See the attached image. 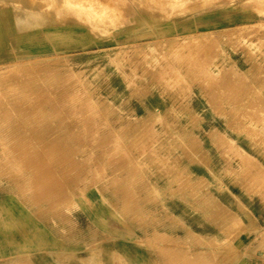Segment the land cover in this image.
<instances>
[{
  "label": "rangeland",
  "instance_id": "374dc122",
  "mask_svg": "<svg viewBox=\"0 0 264 264\" xmlns=\"http://www.w3.org/2000/svg\"><path fill=\"white\" fill-rule=\"evenodd\" d=\"M197 1L181 7L207 5ZM165 6L151 0L148 7ZM242 6L258 18L227 30L75 57L15 45L0 51V185L35 205L53 199V208L65 211L74 200L77 210L90 188L117 196L123 190L134 228L174 231L171 241L150 240L161 243V253L175 250L169 264L243 258L235 239L254 230L243 219L250 222L249 207L257 204L264 212V6ZM256 241L261 254L253 263L264 264V229ZM89 244L88 253L99 242Z\"/></svg>",
  "mask_w": 264,
  "mask_h": 264
},
{
  "label": "crops",
  "instance_id": "0c3cea01",
  "mask_svg": "<svg viewBox=\"0 0 264 264\" xmlns=\"http://www.w3.org/2000/svg\"><path fill=\"white\" fill-rule=\"evenodd\" d=\"M67 1L65 4L64 0H0V51L15 45L33 55L84 56L163 36L247 24L259 16L253 8L242 6L245 0L224 4L207 0L208 7L196 11L174 8L165 0L163 8H149L151 0ZM96 13L99 17H92ZM129 13L132 15L127 18L124 14ZM201 171L207 173L203 168ZM56 184L57 192L58 185L62 191V184ZM109 191L90 188L86 198L76 200L77 210L74 200L71 210L65 211L63 207L53 208V199H41V204L35 205L19 190L0 185V264H88L92 259L95 264H169L174 260L175 250L172 255L169 250L161 253V243L150 241L155 237L171 241L172 228L155 234L134 228L135 220L123 200L124 191L119 196ZM167 205L175 210L174 200L167 199ZM260 207H249L252 218L250 222L243 219V223L254 230L242 232L235 239L233 250L243 258L231 264H254L261 254L256 241L264 229V212L261 214ZM194 226L197 232L208 233L199 225ZM91 242L99 244L88 253L87 245ZM244 255H248L247 259Z\"/></svg>",
  "mask_w": 264,
  "mask_h": 264
},
{
  "label": "bare ground",
  "instance_id": "6f19581e",
  "mask_svg": "<svg viewBox=\"0 0 264 264\" xmlns=\"http://www.w3.org/2000/svg\"><path fill=\"white\" fill-rule=\"evenodd\" d=\"M54 1V0H53ZM67 1V0H66ZM192 1H196V0H173V2L171 3V5L174 7V8H177V7H181V6H185L187 3H188V5H190L189 3H191ZM198 1H200V3H202V1H204V2H206L205 0H198ZM197 1V2H198ZM213 1V0H212ZM211 1V2H212ZM169 2V1H168ZM170 2H171V0H170ZM209 2V1H208ZM217 2V1H216ZM52 3V2H51ZM61 3V2H60ZM64 3L66 4V2H65V0H64ZM67 3H68V1H67ZM74 3V2H73ZM80 3V2H79ZM79 3H77L78 5H80L81 6V3L79 4ZM119 3V2H118ZM126 3V2H125ZM194 3V2H193ZM199 3V2H198ZM207 3V2H206ZM210 3V2H209ZM48 4V3H47ZM50 4V3H49ZM76 4V3H75ZM115 4V3H114ZM205 4V3H204ZM203 4V5H204ZM213 4V3H212ZM217 4V3H216ZM260 4L262 5V6H264V0H260ZM63 5V4H62ZM131 5V4H130ZM187 5V6H188ZM198 5H200V4H198ZM197 4L196 5H194L195 7L196 6H198ZM202 5V4H201ZM200 5V6H201ZM202 5V6H203ZM50 6V5H49ZM67 6V5H66ZM73 6V5H72ZM193 5H192V7H189L188 6V8H193L194 7ZM200 6H198L197 8L199 9V7ZM205 6H207V5H205ZM205 6H204V8H205ZM262 6H260V7H262ZM56 7H57V5H56ZM63 7V6H62ZM123 7H125V6H123ZM160 7V6H159ZM173 7H171V8H173ZM208 7V6H207ZM210 7V6H209ZM211 7H213V6H211ZM210 7V8H211ZM47 8V7H46ZM66 8V7H65ZM186 9H188L187 7H185ZM203 8V7H202ZM122 9V8H121ZM200 9H201V7H200ZM57 10H59V8L58 9H56V11ZM129 10V9H128ZM173 10V9H172ZM22 11V10H21ZM26 11V10H25ZM55 11V12H56ZM67 11V10H66ZM88 11V10H87ZM162 11V10H161ZM191 11H193V9L191 10ZM195 11V10H194ZM26 12H28V11H26ZM25 12V13H26ZM96 12V11H95ZM166 11L164 10V14H166L165 13ZM168 12V11H167ZM261 12H263L264 13V8H262V11ZM29 13H30V11H29ZM33 13V12H32ZM260 13V12H259ZM58 14V13H57ZM60 14V13H59ZM32 15V14H31ZM87 15V14H86ZM112 15H113V13H112ZM168 15V14H167ZM25 16V15H24ZM34 16V15H33ZM40 16V15H39ZM58 16V15H57ZM28 17V16H27ZM26 17V18H27ZM36 17V16H35ZM15 18V17H14ZM25 18V19H26ZM109 19V18H108ZM111 19V18H110ZM113 19V18H112ZM125 19V18H124ZM19 20V19H18ZM38 20V19H37ZM25 21V20H24ZM115 21V20H114ZM264 21V20H263ZM29 22V21H28ZM107 22H109L108 20H107ZM121 22V21H120ZM24 23H26V22H24ZM112 23V21L110 22V24ZM115 23V22H114ZM29 24V23H28ZM118 24H121V23H118ZM252 24H255V25H257V23H252ZM260 24V23H259ZM259 24L257 25L258 27H257V29H261V27H262V25L261 26H259ZM22 25H23V23H22ZM30 25H31V23H30ZM16 26V25H15ZM21 26V25H20ZM24 26V25H23ZM27 26V25H26ZM264 28V27H263ZM224 30H227L228 29V27L227 28H223ZM241 30V29H240ZM244 30V29H243ZM248 32V31H247ZM250 32V31H249ZM211 34V33H210ZM238 34H239V32H238ZM243 34V33H242ZM244 34H245V32H244ZM251 34V33H250ZM212 35V34H211ZM232 35V34H231ZM230 35V36H231ZM228 36V35H227ZM233 36V35H232ZM235 36V35H234ZM199 37V36H198ZM213 37H215V36H213ZM229 37V36H228ZM241 38H242V36H240ZM196 38V37H195ZM203 38H205V36L203 37ZM194 39V38H193ZM213 39V38H212ZM215 39V38H214ZM158 40V39H157ZM190 41V40H189ZM201 41V40H200ZM217 41V40H216ZM154 42V41H153ZM195 42V41H194ZM15 47V46H14ZM155 47V46H154ZM156 48V47H155ZM154 51V50H153ZM154 53V52H153ZM17 58V57H16ZM43 58V57H42ZM40 59V58H39ZM33 61V60H32ZM30 62V61H29ZM51 96V95H50ZM53 98V97H52ZM47 99V98H46ZM55 99V98H54ZM71 100V99H70ZM79 103V102H78ZM57 104V103H56ZM70 104H72V103H70ZM75 105V104H74ZM10 107V106H9ZM12 134V133H11ZM17 135V134H16ZM15 136V135H14ZM32 141V140H31ZM25 146V145H24ZM37 146V145H36ZM46 146V145H45ZM51 146V145H50ZM71 147V146H70ZM75 147V146H74ZM15 148H17V147H15ZM31 148V147H30ZM24 149V148H23ZM76 149H78V148H76ZM20 150H22V149H20ZM20 150H18V152H20ZM25 150V149H24ZM74 150V149H73ZM23 151V150H22ZM27 151H28V149H27ZM26 152V151H25ZM36 153V152H35ZM41 160V159H40ZM40 160H39V162H40ZM46 160V159H45ZM42 163V162H41ZM46 163V162H45ZM50 164V163H49ZM58 164V163H57ZM37 165H41V164H37ZM59 165V164H58ZM35 166V165H34ZM63 166V165H62ZM24 167V166H23ZM39 167V166H38ZM42 167H43V163H42ZM51 167H52V165H51ZM60 167V166H59ZM41 168V167H40ZM49 168V167H48ZM45 169V168H44ZM51 169V168H50ZM40 170V169H39ZM43 170V169H42ZM46 170V169H45ZM44 170V171H45ZM53 170V169H52ZM66 170V169H65ZM48 171V170H47ZM51 171V170H50ZM38 172V171H37ZM43 172V171H42ZM46 172V171H45ZM40 173H41V170H40ZM53 173H55V171L53 172ZM61 173H62V171H61ZM44 174V173H43ZM45 175V174H44ZM48 175H49V173H48ZM50 175L52 176V174L50 173ZM40 176H41V174H40ZM43 176V175H42ZM50 177V176H49ZM44 178H45V176H44ZM43 177H42V181H45V183H47L48 184V181L46 182V180L48 179V176H47V179L45 180ZM41 180V179H40ZM50 180H51V178H50ZM59 180H61V179H59ZM43 183V182H42ZM45 183H43V185L45 184ZM49 183H50V181H49ZM60 183V182H59ZM41 184V183H40ZM53 184V183H52ZM51 184V185H52ZM61 185V184H60ZM50 186V185H49ZM53 186V185H52ZM44 187V186H43ZM45 187H46V185H45ZM51 187V186H50ZM50 187H48V188H50ZM52 189H53V187H51ZM50 188V189H51ZM43 189V188H42ZM45 189V188H44ZM55 190V189H54ZM41 191V190H40ZM45 191H48V192H50L49 190H45ZM44 192V191H43ZM52 192H53V190H52ZM55 192V191H54ZM51 193V192H50ZM44 194V193H43ZM46 194V193H45ZM51 194H53V193H51ZM54 195H55V193H54ZM58 195L56 194V196L55 197H57ZM46 197V196H45ZM124 197V196H123ZM115 252V251H114ZM115 254H116V252H115ZM117 255V254H116ZM117 257V256H116Z\"/></svg>",
  "mask_w": 264,
  "mask_h": 264
}]
</instances>
